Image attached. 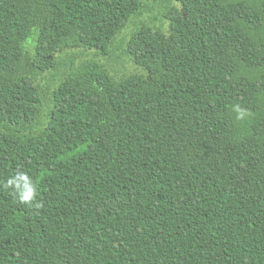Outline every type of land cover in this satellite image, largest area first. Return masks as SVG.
I'll return each mask as SVG.
<instances>
[{
	"label": "trees",
	"instance_id": "1",
	"mask_svg": "<svg viewBox=\"0 0 264 264\" xmlns=\"http://www.w3.org/2000/svg\"><path fill=\"white\" fill-rule=\"evenodd\" d=\"M0 264H264V0H0Z\"/></svg>",
	"mask_w": 264,
	"mask_h": 264
},
{
	"label": "clouds",
	"instance_id": "2",
	"mask_svg": "<svg viewBox=\"0 0 264 264\" xmlns=\"http://www.w3.org/2000/svg\"><path fill=\"white\" fill-rule=\"evenodd\" d=\"M234 111L237 112L238 119L243 118L244 113L238 106L234 108ZM21 182H23V187H21ZM6 186L15 188V194L17 195L20 203L29 204L31 201H33L35 195V186L26 174L19 173L16 179H9Z\"/></svg>",
	"mask_w": 264,
	"mask_h": 264
},
{
	"label": "rangeland",
	"instance_id": "3",
	"mask_svg": "<svg viewBox=\"0 0 264 264\" xmlns=\"http://www.w3.org/2000/svg\"><path fill=\"white\" fill-rule=\"evenodd\" d=\"M126 33V32H125ZM121 58H122V56H121ZM127 58V57H126ZM122 60H123V66H122V69H126V70H130V62L128 61V60H126V59H123L122 58Z\"/></svg>",
	"mask_w": 264,
	"mask_h": 264
}]
</instances>
